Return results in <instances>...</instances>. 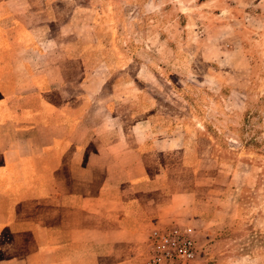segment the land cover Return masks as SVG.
Here are the masks:
<instances>
[{"label":"crops","instance_id":"obj_1","mask_svg":"<svg viewBox=\"0 0 264 264\" xmlns=\"http://www.w3.org/2000/svg\"><path fill=\"white\" fill-rule=\"evenodd\" d=\"M37 1L0 0V264H146L149 234L172 223L194 228L190 264H233L219 252L225 219L198 220L196 184L173 169L187 130L143 88L153 68L125 78L119 56L93 68L92 41L63 40L72 19L57 35L35 26ZM13 15L34 27L29 43L14 39Z\"/></svg>","mask_w":264,"mask_h":264},{"label":"rangeland","instance_id":"obj_2","mask_svg":"<svg viewBox=\"0 0 264 264\" xmlns=\"http://www.w3.org/2000/svg\"><path fill=\"white\" fill-rule=\"evenodd\" d=\"M33 5L40 10L35 26L47 22L53 35L73 20L69 31L76 37L63 40L92 41L87 52L93 68L105 60L119 67L117 56L125 78L135 76L143 63L153 68L156 79L142 85L156 96L167 120L185 124L186 142L171 157L181 185L196 184L198 220L213 217L216 209L225 219L217 235L219 252L238 255L233 264H264V4L38 0ZM89 20L92 29L82 26ZM11 21L14 39L29 43L28 28L34 27L14 15ZM3 39L0 33V43ZM172 226L187 228L197 243L191 225L163 228ZM241 254L247 258L239 259Z\"/></svg>","mask_w":264,"mask_h":264},{"label":"built area","instance_id":"obj_3","mask_svg":"<svg viewBox=\"0 0 264 264\" xmlns=\"http://www.w3.org/2000/svg\"><path fill=\"white\" fill-rule=\"evenodd\" d=\"M197 253L196 240L187 228H157L148 236L146 264H190Z\"/></svg>","mask_w":264,"mask_h":264}]
</instances>
